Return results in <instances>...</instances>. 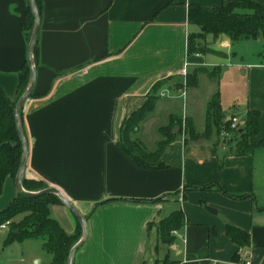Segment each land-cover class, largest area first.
Returning <instances> with one entry per match:
<instances>
[{
    "label": "crops",
    "instance_id": "1",
    "mask_svg": "<svg viewBox=\"0 0 264 264\" xmlns=\"http://www.w3.org/2000/svg\"><path fill=\"white\" fill-rule=\"evenodd\" d=\"M232 1L40 0L35 95L21 109L28 144L23 177L55 187L86 219L87 238L73 264H264V40L231 42L224 34H208L201 44L213 51L187 53L188 33L198 30L188 23L189 4ZM28 4L0 0V87L11 100L27 59ZM242 43L255 45L248 60ZM197 66L218 69L209 82L224 121L236 116L244 123L249 111L258 112L257 130L246 137L249 148L235 151L245 149L238 145L243 126L218 141L195 128L197 138L176 134L166 145L161 166L138 165L120 142L125 119L166 79L129 138L153 152L162 136L144 129L148 119H171L176 108L182 112L188 105L195 122L192 99L162 100L159 91L168 90L184 68L188 74ZM204 75L198 74L199 84ZM207 184L213 185L202 187ZM18 193L7 176L0 210ZM175 209L183 211L185 223L163 243L157 225ZM49 210L68 234L75 232L79 222L63 204ZM227 226L247 232L249 243L239 246ZM3 240L0 232L2 251L26 239ZM51 260L52 254L46 264Z\"/></svg>",
    "mask_w": 264,
    "mask_h": 264
},
{
    "label": "trees",
    "instance_id": "2",
    "mask_svg": "<svg viewBox=\"0 0 264 264\" xmlns=\"http://www.w3.org/2000/svg\"><path fill=\"white\" fill-rule=\"evenodd\" d=\"M35 1L40 12V0ZM33 23V14L28 4L25 13V29L27 30L29 39ZM188 23L198 28L197 31L188 33V54L213 51L205 43L201 44V41L208 34H211L214 38L224 34L231 42L243 39H255L257 37H261L264 40V4L255 0H234L217 7L189 4ZM36 53L37 45L35 44L33 50L34 63L36 61ZM201 72L206 73L210 79L214 80L218 69L215 68L214 74L211 75L206 67H195L192 72L186 75L185 80L188 86L197 85L198 74ZM18 75L17 96L15 100H11L0 87V194L5 178L7 176L15 177L22 157V144L16 129L14 107L17 99L25 91L29 83L30 68L27 59L21 66ZM165 80L159 81L151 94L148 95L147 101L125 119L121 131L120 142L125 153L138 165L146 168L161 166V163L158 162L159 155L166 145L175 138L176 134L164 131L165 129L161 127L160 133L162 139L158 142L157 149L153 152H148L140 142L131 140L129 133L135 130L139 122L152 110L153 103L158 97L156 91ZM177 85L181 86L182 82H177ZM34 95L31 93L30 96ZM206 116L208 122L206 129H209V122L211 121L210 123H214L216 127L218 126L220 131L223 122L218 92L214 93L208 101ZM173 120L174 117L171 118L170 123H173ZM177 122H180V120H177ZM187 122L191 138H197L194 135V127L190 119ZM224 124H226V128H229V123L226 122ZM257 124L258 112L249 111L244 119L243 138L238 141V145L241 143L245 144V149H242L240 152H246L249 148V145L246 144V137L256 132ZM212 185L207 184L202 187L207 188ZM22 186L25 190L34 192L48 187L39 181L29 180L25 177H22ZM55 203L62 204L60 198L55 193L28 196L19 192L17 197L0 210V225L15 218L17 215L24 214L18 223L19 227H15L8 233L3 244L8 245L13 241L40 237L43 240V248L52 254V260L49 264H66L70 249L78 242V235H76L77 233L68 234L59 221L51 217L49 207ZM184 223L185 216L181 209L171 211L157 225L160 240L163 243H170L174 239L173 231L179 229ZM78 224L81 227L80 223ZM226 233L241 247L249 243V235L243 230L227 226Z\"/></svg>",
    "mask_w": 264,
    "mask_h": 264
},
{
    "label": "rangeland",
    "instance_id": "3",
    "mask_svg": "<svg viewBox=\"0 0 264 264\" xmlns=\"http://www.w3.org/2000/svg\"><path fill=\"white\" fill-rule=\"evenodd\" d=\"M249 44L250 45H248V43H246V44L242 43V48L245 49V53L243 54V57L245 58V59L243 58L244 60H248V58H249V53H248L249 50L248 49L249 48H255L254 43H249ZM237 58H240L239 55ZM207 70L210 72L211 75L214 74L215 69L213 67H207ZM192 71H193V69H190L189 72H192ZM184 80L185 79L182 76L181 77L179 76L175 80L173 79L172 81H170L168 83L169 84L168 90L164 89V91H159V95L165 96V97L161 98L162 100L168 99L167 96H175V95H178V96H181L184 98H185V96H187L189 99H192L191 105L193 107H195V109L192 111L196 117V121L194 122L193 119H191L189 117L191 113H189L187 111L188 110V105H187L186 111L183 110L182 112H180V110L178 111V108H176L175 112L178 115L173 114L171 116V118L174 117L173 123H170L171 119H169V118L164 119L163 116L158 115L153 119H148L146 121V124L144 125V129L148 128L147 132H149L150 134H154V137L156 139L161 138V133H160L161 127H163L165 129L164 131L179 134V135H185V136L187 135L188 136L189 129L187 127V123H188L187 120L190 119L194 129L197 128L200 131L205 130L207 136L211 137V139L213 141L220 140L222 126H221V129L219 131L218 126L216 127L215 124L210 123L211 122L210 121L209 122V129H206V124L208 123L207 122V116H206L207 104H203L204 99L210 100L211 97L213 96V94L215 92L214 84L213 83L211 84V82H209L210 78L208 77L207 74L203 76V78L200 81V84L198 81L196 86H188L186 80H185V84H183ZM179 81L182 82L181 86L177 85V82H179ZM210 87L213 88V91H212L213 93L211 95L209 94ZM182 91L184 92V95L180 94ZM161 92H163V94H161ZM188 103H189V101H188ZM200 104H202V105H200ZM225 117L226 116L224 114V111L222 110V118H221L222 122H224ZM177 120H180V122H177ZM243 124L244 123L239 122L237 127L234 128L233 131H236L237 129H242ZM217 129H218V131H217ZM239 137H241L240 139L243 138L242 135H240ZM225 140L231 141V139H225ZM237 150H242V147L235 148V151H237ZM55 204H58V203H55ZM59 204H61V203H59ZM23 215L24 214L17 215L15 218H13L9 221H6L5 223L0 225V232L2 233L4 239L6 238L8 233L10 231H12L15 227H19L18 223L20 222ZM74 233H77L76 235H78L77 238L79 240L81 238L82 229H81V227H79L78 223L76 225V230ZM19 244H21L22 247H20ZM16 246H19V249H17ZM49 257H51V254L48 253L43 248L42 239L40 237L28 238L25 241L19 242V243H17V245H14L11 248H9L7 250H3V251H2V248L0 246V264H46L47 259Z\"/></svg>",
    "mask_w": 264,
    "mask_h": 264
},
{
    "label": "water",
    "instance_id": "4",
    "mask_svg": "<svg viewBox=\"0 0 264 264\" xmlns=\"http://www.w3.org/2000/svg\"><path fill=\"white\" fill-rule=\"evenodd\" d=\"M28 3L31 8L33 19H34L33 29L31 32V36H30L29 43H28V49H27V61H28L29 68H30V79H29L27 88L22 93V95L17 99L15 103V107H14L16 129H17V132L20 137L21 144H22V157H21L20 165L14 177V183H15V186L18 192L23 193L28 196H38V195L45 194V193H55L60 198L62 204L70 212H72L73 215L76 217L82 229L81 238L70 249L67 262H66V264H73V257H74L75 252L87 238L86 219L82 215L79 214V212L71 204V202L65 196H63L61 192L57 190L55 187H47L40 191L34 192V191H27L22 186V177H23V173L25 170L26 160H27L28 144H27V140H26L25 134L22 129V125H21V109L23 107L25 100L30 97L33 91L34 85H35V81H36V72H35V66L33 62V50L37 42L38 30H39V25H40V13L38 11L36 1L28 0Z\"/></svg>",
    "mask_w": 264,
    "mask_h": 264
},
{
    "label": "built area",
    "instance_id": "5",
    "mask_svg": "<svg viewBox=\"0 0 264 264\" xmlns=\"http://www.w3.org/2000/svg\"><path fill=\"white\" fill-rule=\"evenodd\" d=\"M195 56H199L200 54L198 52L194 53ZM182 77L185 79L187 75L186 68H184L181 72ZM183 84H185V80L183 81ZM163 94V92H161ZM180 94L184 95V92L182 91ZM229 123V128H226V124ZM239 121L236 116H230L226 121L223 122L222 130H221V137L223 138H230L232 137V132L234 128L237 127ZM175 233V230L173 231V234Z\"/></svg>",
    "mask_w": 264,
    "mask_h": 264
}]
</instances>
